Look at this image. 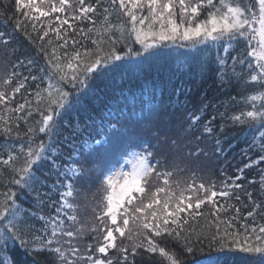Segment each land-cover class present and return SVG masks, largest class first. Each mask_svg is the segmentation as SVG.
I'll return each mask as SVG.
<instances>
[{"label":"trees","instance_id":"1","mask_svg":"<svg viewBox=\"0 0 264 264\" xmlns=\"http://www.w3.org/2000/svg\"><path fill=\"white\" fill-rule=\"evenodd\" d=\"M89 5L97 8L96 13L88 14L92 18L91 20L83 18L81 12L75 10L70 13L66 11L61 13L51 12L48 9L44 11L49 13L47 16H40L39 12L34 9L31 11V8L17 9L15 0H0V32L4 33V37L0 39L2 50H0V54L7 59L9 65L6 72L9 81L7 91L4 100L0 102V161L7 159L9 154L17 157L9 165L0 163V193L7 192L9 189L18 191V186L11 182L15 175L12 167L22 165L25 158L24 152L27 151L30 141L35 147L36 143L47 139L43 133L36 132L32 136L27 134L28 128L40 126L39 122L42 117L40 111L37 110L38 107L40 110H45L48 104L46 92L43 93L44 99L35 95L38 91L43 92L48 84L46 73L41 69H50L48 61L55 62L54 57H59L60 63L63 65L75 51H79L81 54L85 50L94 51L97 46L92 41L101 38L97 35V31L103 34V28L107 27V25H103V9L105 8L109 9L110 23L124 24L125 27H130L125 10L119 9L117 5H112L111 0H99V4H97V0H85L82 7ZM146 10L144 9V14H147ZM23 13L29 15L26 17ZM76 16H81V18L75 19ZM56 17L60 19H56ZM176 19L179 22V15ZM200 19L203 20V17L201 16ZM63 20H68L69 23L61 25ZM17 21H20L21 24L19 28ZM92 21H95V24ZM33 25H35V29ZM56 28L60 29V38H57ZM45 31L48 32L47 36H44ZM118 35L119 33L114 31V37ZM65 41H67V45L61 47ZM73 41L76 43L73 44ZM132 41H134V36L128 41V46L132 47L134 51L140 50L141 45ZM232 47L234 49L232 55L247 57L248 52L245 44L234 41ZM116 48L121 54L126 51L123 44H118ZM198 48L204 50L198 51L197 48L182 47L181 44L160 46L149 49V52H155L156 55L149 56L148 52H144L139 57H125L122 61H117L116 63L120 67L118 71L109 73L105 79L104 84L107 87L101 85L103 91L96 96L89 95L84 101V107L79 113L81 124L83 125L84 118L88 115H92L97 121H100L120 116L121 113L132 114L135 109L140 112H137V116L131 115V119H139L141 115L158 113L155 109L160 105L155 123L150 120L145 122L142 132L138 131L139 128H135L132 130L133 134L137 133L136 135L122 137L126 133V129L123 131L119 129L117 134L121 135L126 146L119 149L115 154V159L102 171L101 178L104 180L107 173L131 152H142L147 147L153 153L149 163H155L160 159L159 148H162L159 147L160 139L172 140L168 129L172 122L169 124L167 122V129L160 134V137L156 135V131H158L156 122L161 117L163 107L170 106L169 103L177 104L179 106L176 107L177 110L185 112L184 118L191 124H193L192 117L199 116L200 119L193 125V129L212 128L211 133L205 132V130L203 133L210 137L214 152L218 156V166L223 172H226L222 178L223 186L220 191L224 190L225 184H239L241 187L229 188L230 195L228 197L217 196L215 205L211 202L203 204L200 209L202 216L190 218L188 225L180 230L182 234L179 239L155 237L147 231L145 233L151 235L160 247L174 253L180 259L181 264H206V260L210 256L217 258L218 264H261V254L246 253L240 250L239 245H243L246 236L248 243H256L255 235L259 234V227L264 226V150L260 148L259 133L254 132L255 122L251 119H247L245 123L234 122L232 117L253 110V106L259 108L264 105L263 100L252 101L249 99L263 89L256 82L251 81L247 69L242 71V66L239 65L237 66V73H240L239 78L235 76L221 77L216 63L215 49L199 46ZM65 53L68 56H65ZM28 61L32 63L29 64ZM252 62L255 64L253 59ZM65 71L69 70L65 69ZM13 73L16 75L13 76ZM32 76H36L37 79L32 80ZM24 77H28V79L25 80ZM41 77L44 78L43 81L40 79ZM21 82L24 87L19 92H14L13 90ZM20 104H25L24 110L14 111ZM29 109L32 111L31 116L26 115ZM208 121L211 123L209 124ZM9 127L12 129L11 132L5 130ZM96 133L95 127L83 128L76 137V143L79 144L84 139L91 140L96 136ZM68 135L70 132L65 129L63 135L58 137L65 155L70 152V148L64 146L66 142L63 140V136ZM253 135L256 136L255 141ZM217 140L219 145H217ZM108 143L112 144V142H107L105 145ZM22 145H24V152L20 151ZM105 145L100 149V159L104 158L108 152ZM153 145H157V147H153ZM159 161L161 164L162 160ZM95 165L89 164L91 171L96 169L97 165L96 167ZM50 167V163H45L41 168V174L48 173ZM237 177L240 178L237 179ZM45 179L47 184L41 189L45 195H42L40 201L30 195L20 197L23 207L36 214L31 222L37 230L44 227L38 217H55L56 209L61 203L60 191L63 189L51 187L56 184L57 176L53 173L46 175ZM59 180L63 184L64 178L59 177ZM79 180L82 189H84V184H90L87 178H79ZM230 182L232 183L230 184ZM78 184L77 181L73 195ZM107 191L104 192V197ZM103 201L105 200L103 199ZM217 207L220 208L218 213ZM236 209H239V213L236 212ZM248 212H253V216L249 217ZM217 215L220 221H229L235 217L232 221L235 226L234 230L228 229L226 223H218L215 220ZM61 218L65 224L68 222L66 217L62 216ZM244 224L248 225L247 233L242 227ZM68 226L67 224V228ZM88 226L89 224L84 229L85 231L78 229V237L73 240L71 246L76 248L75 244L81 245V249L86 246L88 252L85 258L91 256L93 259H111L113 264H119L122 261L123 253L111 248L107 255L99 253L97 248L104 242V232L101 236H96L101 232L93 233L95 229H92L91 226H95V224ZM252 227L257 228V233L251 232ZM70 230L74 231L71 228ZM226 230L229 233L227 236L225 235ZM87 232H91L93 237H97L96 240L92 236L86 240L87 237L84 238V234ZM39 234L37 231L36 235ZM114 235L117 237L116 233ZM214 236L215 239H213ZM234 241H239V245ZM141 243L146 244V240L141 238L130 243L116 239L117 248H128V261L131 264H169L159 252L150 253L144 247L136 248V254L133 256L131 254L133 244ZM221 244L224 247H221ZM186 246H191L193 251L187 252ZM29 247L37 246L30 244ZM82 254L84 253L82 252ZM79 257H82L81 254ZM0 260L4 261V264H59L56 254L47 251H28L19 244L9 246L7 251L0 250ZM85 260L87 264L92 262L88 259ZM124 264H128V262H124Z\"/></svg>","mask_w":264,"mask_h":264},{"label":"snow or ice","instance_id":"2","mask_svg":"<svg viewBox=\"0 0 264 264\" xmlns=\"http://www.w3.org/2000/svg\"><path fill=\"white\" fill-rule=\"evenodd\" d=\"M85 0H78L79 5H84ZM17 9L21 7L34 9L40 13V16H47L49 13L41 11L36 6L35 0H15ZM99 4V0H97ZM112 5H117L119 9L125 10V15L129 18L130 27H125L124 24L114 25L109 22V9H103V25L107 27L103 28V34L97 31V35L101 38L99 40H93L92 43L97 47L94 51L85 50L83 54L79 51H75L67 62L61 65L60 58L54 57L53 60H49L50 69H41L46 73L48 84L47 88L43 92L38 91L35 95L44 99L43 93H47V108L40 110L42 117L39 122L38 128H28L27 134L39 132L46 136V140H41L36 143L35 147L32 146L30 141L27 146V151L24 152V145L21 146L20 151L24 152V160L19 167L13 166L12 171L15 174L12 183L18 186V191L9 189L7 192L0 193V250L7 251L9 246H19L25 248L28 251H47L57 255L59 264H76V260L81 259L78 256L79 249L71 246V239L65 241L69 245L68 250H64L59 236H66L73 238L76 236V232L69 230L65 227L64 220L61 218L66 217L68 221L75 223L77 217L74 214L75 205L70 202V198L73 197L74 186L78 178H83L90 168H86L85 165H94L98 163V155L100 149L107 143V133L115 130L117 126H123L120 116L109 117L108 119H101L97 121L92 115H88L84 118L83 125L81 124V118L79 113L84 107V101L89 95L96 96L99 92L103 91L101 85L107 87L104 84L105 79L109 73L118 71L120 65L117 61H122L125 57L141 56L142 53L148 52L149 56L156 55L155 52H149V49H153L156 46H164L169 42L172 44L177 41L188 42L187 44H181L182 47L197 48L199 45H205L206 48H213L216 52V63L220 70L221 77H240V73H237V66H242V71L247 69L248 75L251 81L258 84L261 89H264V0H255L254 3H245L241 6L240 0H218V4L214 0H196L195 3L192 0H111ZM65 6L71 7L69 0H59V6L52 5L51 12L65 11ZM179 9V13L175 10ZM207 8L206 16L203 20H197L200 15V9ZM144 9H147V14H144ZM139 11V14H138ZM80 12L83 18L91 20L88 16L89 13H96L97 8L89 5L87 7H81ZM26 17L28 13H23ZM177 15L180 20L177 22ZM80 19L81 16L74 17ZM38 19V17H37ZM56 19H60L56 17ZM147 22V23H146ZM68 20L61 21V25L68 24ZM95 24V21H92ZM102 25V26H103ZM258 25V27H256ZM21 26L20 21H17V27ZM69 27L71 25L69 24ZM35 29V25H33ZM119 35L114 37V31ZM83 31V30H81ZM57 38H60V29L56 28ZM48 32H44V36H47ZM134 36L133 43L141 45L140 50L134 51L132 47L128 46V41ZM4 37V33L0 32V39ZM106 37V38H105ZM240 38H245L247 44L251 47V51L247 53V57L243 55H232L234 49L232 47L234 41H238ZM255 41V46H252V42ZM7 43V41H5ZM76 41H73L75 44ZM123 44L126 51H117L116 46ZM67 45V41L64 42V47ZM54 51V50H53ZM65 56H68L65 53ZM251 57H255V64H253ZM231 60V63H229ZM31 64V61H28ZM65 69L69 71H65ZM70 72V74H69ZM16 74L13 73V76ZM28 79V77H24ZM32 80H36V76L31 77ZM43 81V77L40 78ZM9 81H5L8 83ZM247 82V81H245ZM24 87L23 82L19 84L13 91L19 92ZM5 98V92L0 90V102ZM249 99L252 101L264 100V91H260L258 94L252 95ZM28 103V101H25ZM25 108V104H20L14 111H22ZM27 116L32 115L31 109L26 113ZM244 117V119H242ZM200 119L199 116L192 117L193 124ZM214 119V117H213ZM247 119L255 122L256 127L254 132L259 133L260 148L264 150V105L259 108L253 106V110L242 112L241 115H235L232 117L234 122L245 123ZM210 124L211 121H208ZM95 127L97 133L91 140L84 139L79 144L76 143V137L82 132L83 128ZM67 129L70 135L63 136V140L66 142L64 146L70 148V152L65 155L61 149L58 137L63 135V131ZM11 132V127L5 129ZM205 132L211 133V127H205ZM17 135L19 133L17 132ZM159 139V137H157ZM256 136L253 135L255 141ZM175 144V141H173ZM217 145L219 141L217 140ZM254 146V145H253ZM157 147V145H153ZM130 156L133 157L135 162L132 165L131 173L124 172L122 169L118 172H112L104 178V183L110 191H107L105 200V211L99 217L101 224L103 225V244L99 245L97 251L101 254L107 255L108 250L117 249V251L123 253L122 261L119 264H124L128 261V248H117L116 239L114 235L118 233L120 237L125 236V230L129 224V212L143 213L145 208H152V203L160 205L161 201L158 198L153 199L152 203L136 206L134 208L126 207L132 205L133 201L138 199L137 194H143L145 188L141 186L142 181L147 182L148 177L156 172V165L160 164L159 160L155 163H149L153 153L145 147L142 152H131ZM17 157L12 154L8 155V158L0 161L3 165H9ZM45 163H50L51 167L48 173L41 174V168ZM55 173L57 176L56 184L52 185L53 188L63 189L60 191L61 203L57 207L55 217H43L40 219L43 222L44 227L37 230L34 224L31 222L36 214L23 207V203L20 202V197L23 195L33 196L37 201L41 200V189L47 184L45 179L46 175ZM158 176L163 175L165 177L163 183L168 184L167 177L171 173H157ZM59 177L64 178L63 184H61ZM114 177H119L123 180L122 183L119 180H114ZM240 177H237L239 179ZM239 188V184H225L222 191H210L203 198L197 196L195 200L191 197L185 198L183 192L175 201L171 210L170 204H172L171 196H168L162 204V212L157 214V211L150 213L151 220L148 217H144L141 220V227L143 229L150 230L151 234L155 237H172L179 239L181 237V231L185 225H188L190 218L202 216L200 211L201 206L206 202L216 204L215 198L228 197L230 195L229 188ZM119 188V191H117ZM199 190L205 189L204 184L198 186ZM157 192H164L163 187L157 188ZM19 192V194H18ZM155 196V194H153ZM239 199V197H237ZM122 213V224L118 223V215ZM217 213L220 208H216ZM72 214H69V213ZM239 213V209H236ZM184 213V216L181 214ZM249 217L253 216V212H248ZM107 216L111 225L115 227H109L104 220ZM233 217L229 221H220L219 216L215 217V220L226 223L228 229L235 228L232 221ZM242 227L245 233L248 232V225L244 224ZM39 231V235L36 232ZM259 234L255 235L256 243H248L247 236L243 245H239V241H234L240 246V250L246 253H259L261 254V264H264V226L259 227ZM251 232L257 233V228L252 227ZM229 233L225 232L227 236ZM234 234L238 235V233ZM132 239L130 235L128 237ZM215 239V236L213 237ZM146 244H133L132 255L136 254L135 249L138 247H144L147 252L156 253L159 252L169 264H181L180 259L174 254L166 251L164 247H160L158 243L152 238L151 235L145 233ZM36 245L32 248L29 245ZM221 247H224L221 244ZM186 251L191 253L193 251L191 246H186ZM74 259H69L68 253ZM92 261V264H113L111 259H93L91 256L87 257ZM0 264H4V261L0 260ZM206 264H218V259L215 257H208Z\"/></svg>","mask_w":264,"mask_h":264},{"label":"rangeland","instance_id":"3","mask_svg":"<svg viewBox=\"0 0 264 264\" xmlns=\"http://www.w3.org/2000/svg\"><path fill=\"white\" fill-rule=\"evenodd\" d=\"M217 1L218 0H214L215 3H217ZM192 2L195 3L196 0H192ZM240 2L241 6H243L245 3H254L255 0H240ZM25 3H27V0H25ZM35 3L36 6L43 11H47L48 9H50L51 4L59 6V0H35ZM69 4L71 5V7L65 6V11L67 13H70L72 10L80 12L79 8H81L82 5L78 4V0H69ZM32 10L33 9H31V11ZM175 10L177 11V13H179L178 8H176ZM207 11H209V9L201 8L200 15L197 17V20H201V16L204 19ZM256 27H258V25H256ZM237 42L245 44L247 46V52L251 51V47L247 44L245 38H240ZM164 43L167 44V46H174L183 43L187 44L188 42L181 43V41H177V43L175 44L169 42ZM252 46H255V41L252 42ZM156 47L158 48L160 46L158 45ZM199 47H205V45H199ZM251 59L255 61V57H251ZM8 66L9 65L7 59L2 54H0V90L4 92L7 91L8 86V83H5V81H8L6 73L8 70ZM169 104L170 106L166 105L162 108L161 117H159V121L156 122L158 123V131H156V135L160 137V134L162 132L164 133L167 129V122L168 124L172 122V125L169 124L168 126V129L170 130L169 135L172 137V140L169 141V139H160L161 142L159 141V143L161 144H159V147L162 148H159V160H162L161 164H158L156 172H153L148 177L146 183H141V186L145 188V192L142 195L133 193L134 195L138 196V199L136 201H133L132 205L129 206L127 205V202H125L126 207L129 208L152 203L153 199L155 198H158L161 203L160 205L152 203V208H145L143 213H133L130 211L129 224L128 228L125 230V236L120 237L119 234L116 233L118 240L121 239L130 243L136 242L141 238L145 240V232H150V230L143 229L140 226L141 220H143L144 217H148V220L144 222H149L151 220L150 213L152 211H157V214L159 215L160 212H162V204L168 196H171L172 198V204H170L169 208V210H171L177 198L180 197L181 192H183L185 198L191 197L193 200H195L197 196L203 198L210 191L218 192L223 186L222 178L226 172H223L220 169V166H218V156L216 155L217 153L214 152L210 137L204 135V130L201 128L193 129V125L195 124L188 123V120L184 118L185 112H183L182 110H177L176 107H179L177 104ZM159 106L155 109L158 113ZM137 112L140 111H138V109H135L132 114L121 113L120 118L123 126H117L115 130L106 134L108 139L107 142H112V144L108 143L107 145H105V148L108 150V152L102 159H100L98 155V163H96L97 167L95 165L96 169H94L93 171H88L86 175L83 176V178L88 179L90 184H84V189H82L80 180L78 178V188L75 190V194L73 195V197L70 198V202L73 203L76 207V209H74V214L77 217V221L75 223L68 221L66 222V224L64 222L66 228L68 224L69 230L71 228L74 230V232H76V236L73 238H68L66 236L58 237L64 250L69 249V245L65 243V241L71 239L72 245L73 240L78 237V229L85 231L84 229L87 227V224H89L88 227H90L94 223L95 226H91L92 229H95L93 233L96 234L97 232H101L96 236L102 235L103 225L101 224L99 217L105 211V201H103V199L104 192L107 190V187L103 182L104 180H102L101 178V173L105 169V167L115 159V154L119 151V149L121 147L123 149L126 146L124 144L125 141L121 139L122 137H116V135L120 131L119 129L123 131V129H126L125 127L129 125L132 129L139 128L138 131L142 132L144 130L145 122L150 120L152 121V123H155L156 117L158 115V113H150L146 116L141 115L139 119H131V115H138ZM136 134L137 133H134L132 136ZM173 141H175V144H173ZM134 162L135 160L133 159V157L129 156L128 160L119 170L122 169L124 172L131 173L132 165ZM85 167L89 168V165H85ZM169 172L171 173V175L167 177L168 184L165 185L163 183L165 177L163 175L158 176L157 173ZM114 180H119L120 183L123 182V180L119 177H114ZM231 183L232 182H230V184ZM200 184H204L205 189L208 190V192L199 190L198 186ZM160 187H163L165 191L157 192L156 189ZM117 191H119V188H117ZM153 194H155V196H153ZM122 213L123 209H121V215H118L117 222L120 224H122ZM184 215V213L181 214V216ZM104 220L109 227H115L111 225L110 220L107 216L104 217ZM84 235V238L87 237L86 240H89L91 238L89 236H94L91 232H87ZM130 235L132 236V239L128 238ZM93 238L96 240L97 237ZM75 246L79 249L78 256H80L81 254V256L84 257L76 260V264H87L85 260L87 258H85V256L88 252V249L86 248V246L83 249H81V245L75 244ZM82 252L85 255L82 254ZM68 255L69 259H74L71 256L70 252L68 253ZM90 264H92V262Z\"/></svg>","mask_w":264,"mask_h":264},{"label":"bare ground","instance_id":"4","mask_svg":"<svg viewBox=\"0 0 264 264\" xmlns=\"http://www.w3.org/2000/svg\"><path fill=\"white\" fill-rule=\"evenodd\" d=\"M126 128V133L124 134V133H122V134H124V135H122V137L123 136H129V135H133V130H132V128H131V126L129 125V126H126L125 127ZM124 130V129H123ZM121 137V135H119V134H117L116 135V137ZM116 139V138H115Z\"/></svg>","mask_w":264,"mask_h":264}]
</instances>
